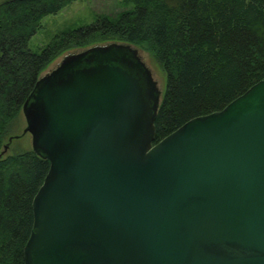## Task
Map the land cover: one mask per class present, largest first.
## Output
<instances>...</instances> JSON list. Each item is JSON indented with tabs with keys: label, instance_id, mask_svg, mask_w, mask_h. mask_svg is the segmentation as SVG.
I'll use <instances>...</instances> for the list:
<instances>
[{
	"label": "water",
	"instance_id": "obj_1",
	"mask_svg": "<svg viewBox=\"0 0 264 264\" xmlns=\"http://www.w3.org/2000/svg\"><path fill=\"white\" fill-rule=\"evenodd\" d=\"M162 96L126 43L41 76L24 134L51 168L25 264H264V79L154 144Z\"/></svg>",
	"mask_w": 264,
	"mask_h": 264
},
{
	"label": "trees",
	"instance_id": "obj_2",
	"mask_svg": "<svg viewBox=\"0 0 264 264\" xmlns=\"http://www.w3.org/2000/svg\"><path fill=\"white\" fill-rule=\"evenodd\" d=\"M77 1L0 4V264H25L35 198L51 168L33 149L1 156L4 139L59 57L106 42L149 53L166 74L154 144L264 79V0H123L126 9L114 18L99 16L57 34L40 53L30 50L43 19Z\"/></svg>",
	"mask_w": 264,
	"mask_h": 264
},
{
	"label": "rangeland",
	"instance_id": "obj_3",
	"mask_svg": "<svg viewBox=\"0 0 264 264\" xmlns=\"http://www.w3.org/2000/svg\"><path fill=\"white\" fill-rule=\"evenodd\" d=\"M5 1L7 0H0V4ZM125 9L126 6L123 0H79L60 13L45 17L42 21L41 28L29 41V49L33 52L40 53L41 49L48 45L57 34L91 25L96 22L99 16L114 18ZM109 43L113 42H106L98 45ZM72 52L74 51H69L59 57L42 73V76L51 71L64 56ZM140 54L153 71L155 79L158 81L162 93H164L166 90V74L164 70L149 53L140 51ZM26 128L27 122L23 113H21L9 127L5 136L2 151H4L5 146L9 144L10 140L14 138L5 155H15L32 150V136L30 134H24Z\"/></svg>",
	"mask_w": 264,
	"mask_h": 264
}]
</instances>
